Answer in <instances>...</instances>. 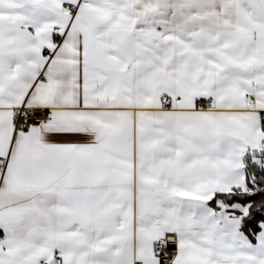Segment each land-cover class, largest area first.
<instances>
[{
  "label": "snow or ice",
  "instance_id": "1",
  "mask_svg": "<svg viewBox=\"0 0 264 264\" xmlns=\"http://www.w3.org/2000/svg\"><path fill=\"white\" fill-rule=\"evenodd\" d=\"M0 264H264V0H0Z\"/></svg>",
  "mask_w": 264,
  "mask_h": 264
}]
</instances>
